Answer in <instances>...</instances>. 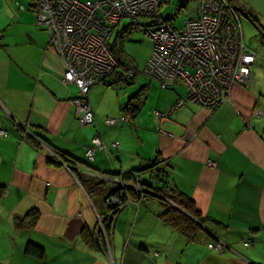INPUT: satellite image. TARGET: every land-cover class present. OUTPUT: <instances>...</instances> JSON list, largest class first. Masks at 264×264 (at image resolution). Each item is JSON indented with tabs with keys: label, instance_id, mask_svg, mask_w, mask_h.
<instances>
[{
	"label": "crops",
	"instance_id": "crops-1",
	"mask_svg": "<svg viewBox=\"0 0 264 264\" xmlns=\"http://www.w3.org/2000/svg\"><path fill=\"white\" fill-rule=\"evenodd\" d=\"M231 1L242 11L245 42L259 56L249 85L233 86L215 109L188 101L171 113L188 95L185 86L186 93L173 85L177 95H166L158 107L163 112L156 110L146 122L139 109L132 114L125 106L119 115L111 110L102 86L107 80L89 90L96 122L83 124L75 104L80 90L64 81L65 62L48 30L36 24L33 8L22 9L25 2L0 0V134H7L0 135V264H264V0ZM125 73L113 75L111 83ZM157 111L168 117L159 122ZM113 117L120 122L109 126ZM99 129L109 148L89 162L86 151ZM51 153L62 165L49 159ZM159 156L168 185L208 219V231L193 241L161 220L159 193L156 199L153 192L144 199L131 194L140 184L160 185L150 170ZM74 159L78 163L68 167ZM85 167L131 175L104 182ZM123 185L133 201H143L118 213L111 255L83 236L95 231L99 214L107 212L106 198ZM32 211L39 214L35 227L17 228ZM29 242L45 249L43 259L25 253ZM213 243L223 244L225 252L209 248Z\"/></svg>",
	"mask_w": 264,
	"mask_h": 264
},
{
	"label": "built area",
	"instance_id": "built-area-1",
	"mask_svg": "<svg viewBox=\"0 0 264 264\" xmlns=\"http://www.w3.org/2000/svg\"><path fill=\"white\" fill-rule=\"evenodd\" d=\"M34 1L36 24L48 30L50 43L65 62L64 81L80 90L81 98L75 104L83 124L96 122L87 100L89 90L120 67L112 45L135 26L145 28L154 44L146 72L164 87L180 82L188 89L187 98L179 99L171 113L182 110L188 101L215 109L229 97L233 86L253 80L251 69L258 53L245 42L240 13L231 0H201L200 13L185 20L182 28L160 18L162 0ZM124 19L131 20L127 28L120 27ZM124 76L135 78V70L130 67ZM156 117L161 122L168 116L157 111ZM119 122L107 120L109 126ZM108 148L99 129L88 147L87 160L93 162L97 150ZM85 169L96 175L91 167Z\"/></svg>",
	"mask_w": 264,
	"mask_h": 264
},
{
	"label": "rangeland",
	"instance_id": "rangeland-1",
	"mask_svg": "<svg viewBox=\"0 0 264 264\" xmlns=\"http://www.w3.org/2000/svg\"><path fill=\"white\" fill-rule=\"evenodd\" d=\"M20 1L25 2V5H24L25 7H26V5L29 7L35 5L34 0H20ZM197 2H198V5H197ZM180 5H181V0H164V2L162 0L161 8L159 11L160 18L164 20V18H169L171 16L172 17L175 16L170 22H172L176 27L182 28L183 22L185 20L189 19L190 17H196L197 14L200 13L202 2H201V0H191L189 3L185 4L183 7ZM182 5H183V3H182ZM241 12L242 11H240V15H241ZM192 13H194V14H192ZM146 21L149 22L150 20L146 19ZM129 23H131L130 19H124L121 22L120 27L124 28ZM243 28H244V36H245V40H246V39H248V34L245 31V27H243ZM115 37H116V33L113 35V40L115 39ZM124 37H125V39H123L122 42L119 40L117 42V45L119 43H123L124 50L127 53V57H126L125 62L126 63L128 62L127 66H130L135 70V78H134V80L130 81V79L125 76V79L122 78L120 81H117L115 84L110 85V86H109V83H111V78L107 79L108 82H106V84L104 83V85L102 84V86L107 88L106 89V101L109 103H112L111 110L117 111L118 115L121 114V108L122 107L124 108L128 103L131 102L133 105H136L138 107L139 116H141V118L143 120L148 122V120H150V118L152 116L154 118V112L156 110H159L158 107H160V101L162 99H164L166 95H168L169 93H172L173 95H177L176 92L178 91V89L182 90L181 92H185V93L187 91H186V88L183 87L184 85L180 82H169L168 86L164 87L159 80H157L156 78H153L152 76H150L146 72L147 63H148V61H149V59L153 53L154 44H153V40L147 35L145 28L138 29L135 26V29L130 31V33L125 34ZM246 42H247V40H246ZM255 52L258 53L257 50H255ZM130 67H125V66L119 67L117 69V72H118V74L128 72V69ZM170 85H172V86H170ZM173 85L175 87H177L178 89L173 87ZM237 85H239V84H237ZM241 85L247 86L244 84H241ZM164 100H166V99H164ZM159 111L163 112L162 110H159ZM174 113H176V112H174ZM255 114L260 115V114H262V111L256 110ZM121 116H117V117H121ZM113 118H116V117H113ZM116 119H120V118H116ZM0 135H7V134L3 133ZM92 144H93V142H92ZM99 150H102V149H99ZM99 150H97V152ZM87 153H88V150L86 151V154ZM63 160H64V158H63ZM212 164L213 163H211V165ZM66 165L68 167H70V164H66ZM213 165H215V164H213ZM91 170H94V169L91 168ZM95 173L100 175V177L102 178V180L104 182L115 181V180L119 181V178H121L122 182H123L124 174H126V172H124V173H122L123 175H120L119 177H117V176L110 175V174H103V173L100 174L99 172H95ZM128 175L130 176L131 173L130 174L128 173ZM133 176L136 177L134 179L137 181V174L134 173ZM139 186H140V188H139ZM120 188L122 189L121 192L116 193V194L111 195V196L106 198L105 207L107 209V212L104 216L99 214L98 226H96L95 231L92 232V234L96 235V230H97V232H98V230L102 231L100 233V235H101L102 239L104 238L103 241H104V244L106 245L104 249H106L107 252H110L111 255H112V251H113L112 250L113 244L111 242V236L110 235H111L112 228L115 225L116 217H117L118 213L120 212V210L122 208L127 206L129 203H132V202H134V203L138 202L139 203L140 201L141 202L143 201V200L133 201V199H131L130 196L128 195V190H127L128 186L123 185ZM133 188H134V186H133ZM145 188L150 190V192H148L147 194L151 195L152 194L151 192L153 191L152 189H150L149 187H147L143 184L137 185V189H139L138 191L142 194L146 191ZM134 189H136V185H135ZM135 192H137V190ZM153 193H155V192L153 191ZM147 194H145V196ZM123 197L125 199H123ZM156 197H158V196H155V197L153 196V198H155V199H156ZM142 199H144V197H142ZM158 200H159L158 202L161 206L164 207V205L162 203L167 202L169 205H171V207H175L176 209H178L182 213L186 214L189 218H191L195 221L193 216L190 215L188 212H186L183 208H181L174 200H168L167 198H166V201L164 200V202L162 199H158ZM161 220L163 222H165L164 218H162V217H161ZM205 221L207 222L208 219L206 218ZM206 222L205 223L204 222H197L200 225L201 230H203L205 232L208 231V229L206 228V226H207ZM165 223H167V222H165ZM173 229L177 230L176 228H173ZM177 231L179 232V230H177ZM136 232H137V230H136ZM180 233L183 234L181 231H180ZM192 235L195 236V234H192ZM194 236L192 238H190L189 240L193 241L196 237V236L195 237ZM209 248L218 250L221 253L225 252V246L223 244L217 245V243H213V244L209 245ZM104 253L106 254V252H104Z\"/></svg>",
	"mask_w": 264,
	"mask_h": 264
},
{
	"label": "trees",
	"instance_id": "trees-1",
	"mask_svg": "<svg viewBox=\"0 0 264 264\" xmlns=\"http://www.w3.org/2000/svg\"><path fill=\"white\" fill-rule=\"evenodd\" d=\"M191 0H181V5L180 6H184L185 4L189 3ZM199 2V1H198ZM183 3V5H182ZM233 4L236 6V4L233 2ZM237 7V6H236ZM236 11L238 13H240V10L238 9V7L236 8ZM25 6H23V10H25ZM31 8H33V6H31ZM30 9V8H29ZM34 13V11H33ZM177 15V14H176ZM175 17V16H174ZM174 17H169V18H164V21H171ZM241 17V15H240ZM172 23V22H171ZM183 26H184V22H183ZM182 26V27H183ZM127 28V26H125ZM131 27H129L130 29ZM125 32V31H124ZM125 39V37L121 36L120 37V41L122 42V40ZM119 41V39H118ZM112 52L113 54L118 58L119 60V66H125V67H130L127 66L126 61V57H127V53L124 50V45L123 43H119L117 45V43H115L114 45H112ZM120 76H122L121 73H119ZM117 70L114 72V76H119ZM112 75V77H113ZM119 76V77H120ZM111 77V78H112ZM118 78V77H116ZM123 78H125V76L123 75ZM106 83V82H105ZM114 83V82H113ZM113 83H109L110 85H112ZM130 104H127L125 109L127 110H131L132 114H135L134 111H138V108L135 110L134 107L130 108ZM61 155H63L62 157H65L64 160H67L66 158H69V156H67L66 154L60 152ZM78 161L74 159V163L71 162L70 165H75L77 164ZM151 172L153 173V178L158 179L159 181H161L160 185L156 188V187H152L150 184L146 183L144 184L145 186L153 189V191L155 193H153V196H157L156 194L159 193L158 195H161L163 198H167L168 200H174L181 208H183L186 212H188L190 215L193 216V218L195 219V221L191 218H189L186 214L182 213L181 211H179L178 209H176L175 207H171V205H169L167 202L162 203L164 205L163 210L161 212V217L164 218V221L167 222L170 226H172V228H176L177 230H179V232L181 231L185 236H187L189 239L192 238L195 234V236L197 235V233L199 231H201V227L197 222H206L205 219L203 218V215L201 214V212H199V210L196 209V206L194 204V202L184 193H182L181 191H179L175 186H169L168 182L166 180V169L164 168V161L163 159L159 156L156 157V159L152 162V166L150 168ZM130 174V173H129ZM132 175H134L132 173ZM124 177H130L128 175V173L124 174ZM147 189V188H145ZM148 190V189H147ZM4 187L2 185H0V198L4 193ZM118 191V192H117ZM122 189L119 188L117 189L115 192H113L112 195L121 192ZM150 192V190H148ZM152 191V192H153ZM148 192L146 191L145 193H140L139 191L137 192H131V194H133V196H135V198L138 199H142V197H146L145 194H147ZM125 197V196H124ZM123 197V199H125ZM39 219V214L36 211H32L29 213V215H27L26 218L23 219V221H17L16 222V226L17 228H33L35 227L37 221ZM102 232V231H100ZM194 236V237H195ZM84 241L86 242V244H88L89 246H91L93 249H99V248H103L106 245L103 242V239L101 237L100 234H90V233H85L83 236ZM25 253L27 255H30L32 257H35L37 259H43L46 255L45 249L34 243V242H29L27 243L26 247H25Z\"/></svg>",
	"mask_w": 264,
	"mask_h": 264
},
{
	"label": "bare ground",
	"instance_id": "bare-ground-1",
	"mask_svg": "<svg viewBox=\"0 0 264 264\" xmlns=\"http://www.w3.org/2000/svg\"><path fill=\"white\" fill-rule=\"evenodd\" d=\"M258 59V58H257ZM256 59V60H257ZM256 61H254L253 62V64L255 63ZM252 73V72H251ZM93 110V109H92ZM93 113H94V111H93ZM94 115H95V113H94ZM96 117V116H95ZM112 119H116V118H112ZM37 138H33V140H34V142H35V140H36ZM37 141V140H36ZM38 141H39V139H38ZM47 155H49V154H47ZM58 156V155H57ZM56 155H53L52 153H51V156H49V159L52 161V162H55V163H57V164H60V165H62L61 164V162H60V160L58 159V157H57ZM79 170V169H78ZM91 177H96V178H98L99 180H100V176H98V175H95V176H91ZM102 179V178H101ZM163 200H165L166 201V199L165 198H162Z\"/></svg>",
	"mask_w": 264,
	"mask_h": 264
},
{
	"label": "water",
	"instance_id": "water-1",
	"mask_svg": "<svg viewBox=\"0 0 264 264\" xmlns=\"http://www.w3.org/2000/svg\"><path fill=\"white\" fill-rule=\"evenodd\" d=\"M31 137H32V138H37V137H35L34 135H31ZM37 139H38V138H37ZM39 141H40V140H39Z\"/></svg>",
	"mask_w": 264,
	"mask_h": 264
},
{
	"label": "flooded vegetation",
	"instance_id": "flooded-vegetation-1",
	"mask_svg": "<svg viewBox=\"0 0 264 264\" xmlns=\"http://www.w3.org/2000/svg\"><path fill=\"white\" fill-rule=\"evenodd\" d=\"M24 129V128H23Z\"/></svg>",
	"mask_w": 264,
	"mask_h": 264
}]
</instances>
